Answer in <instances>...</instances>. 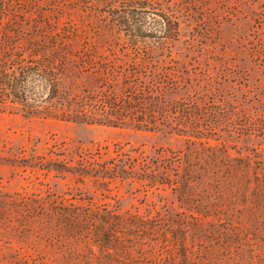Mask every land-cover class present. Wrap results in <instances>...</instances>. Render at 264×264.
Returning a JSON list of instances; mask_svg holds the SVG:
<instances>
[{
  "label": "trees",
  "instance_id": "obj_1",
  "mask_svg": "<svg viewBox=\"0 0 264 264\" xmlns=\"http://www.w3.org/2000/svg\"><path fill=\"white\" fill-rule=\"evenodd\" d=\"M197 2L0 0V111L165 129L186 139L182 149L153 155L129 143L69 151L61 142L49 158L22 159L89 180L101 198L80 190H0V236L14 249L5 264L262 260L252 237L264 233V156H234L225 141L211 143L222 133L264 135L259 119L218 97L207 72L165 54V44L179 37L181 16ZM118 182L171 188L178 209H122L109 201Z\"/></svg>",
  "mask_w": 264,
  "mask_h": 264
},
{
  "label": "rangeland",
  "instance_id": "obj_2",
  "mask_svg": "<svg viewBox=\"0 0 264 264\" xmlns=\"http://www.w3.org/2000/svg\"><path fill=\"white\" fill-rule=\"evenodd\" d=\"M165 54L180 64L193 65L211 77L213 89L243 112L258 117L264 131V0H198L194 10L180 18L177 40L165 44ZM161 50L155 49L157 56ZM170 59V58H168ZM191 67V66H189ZM185 137L167 130L149 131L134 127H113L102 124H82L52 118H27L21 112L0 111V190L5 192H36L48 189L64 193L88 191L101 198L97 187L87 180L77 182L71 176H60L28 166L22 159L31 154L45 155L55 143L65 142L69 151L76 145L93 147L98 144L129 143L149 155L156 149H182ZM226 142L234 156L249 154L264 156V135L244 139L238 134L222 133L212 144ZM52 155V154H51ZM54 157V155H52ZM139 183L113 185L112 196L122 209H178L171 188L148 189ZM147 190V191H146ZM264 264V233L252 237ZM13 246H16L14 243ZM0 236V264L13 252ZM247 255V253L245 254Z\"/></svg>",
  "mask_w": 264,
  "mask_h": 264
}]
</instances>
